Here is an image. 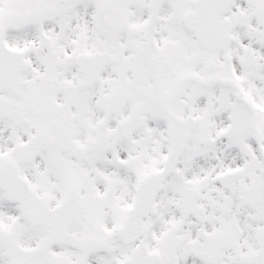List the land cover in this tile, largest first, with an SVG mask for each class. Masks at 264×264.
Returning <instances> with one entry per match:
<instances>
[{"label": "snow or ice", "instance_id": "1", "mask_svg": "<svg viewBox=\"0 0 264 264\" xmlns=\"http://www.w3.org/2000/svg\"><path fill=\"white\" fill-rule=\"evenodd\" d=\"M0 264H264V0H0Z\"/></svg>", "mask_w": 264, "mask_h": 264}]
</instances>
